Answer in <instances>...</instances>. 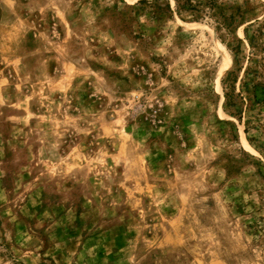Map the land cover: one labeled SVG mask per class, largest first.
<instances>
[{"label":"rangeland","instance_id":"rangeland-1","mask_svg":"<svg viewBox=\"0 0 264 264\" xmlns=\"http://www.w3.org/2000/svg\"><path fill=\"white\" fill-rule=\"evenodd\" d=\"M190 2L0 0V264H264V0Z\"/></svg>","mask_w":264,"mask_h":264},{"label":"trees","instance_id":"trees-1","mask_svg":"<svg viewBox=\"0 0 264 264\" xmlns=\"http://www.w3.org/2000/svg\"><path fill=\"white\" fill-rule=\"evenodd\" d=\"M139 1H144V0H139ZM152 1L156 2V0H152ZM174 2L176 8L188 9L190 11L198 10L196 5L192 4L190 0H174ZM164 6L167 11H171L167 1L164 3ZM203 12H207V11H202V13ZM222 23L224 24L226 29L230 28L232 24V18L228 17V21L227 22L222 21ZM261 27H264V23L256 25L254 28H252L251 30L252 32L250 35L247 34L249 30L248 26H245L243 28L244 32L248 35L249 43L252 44V42L255 41V37L258 34L264 35V32L262 31ZM238 47H234L235 48L234 58L237 61L238 58L236 57V55H237ZM237 70H238V65L234 69L226 71V77H227L225 81L226 92H224V97L226 98V104L228 106H233V112L234 114H237V119L241 120V117L246 109V106L248 105L247 99L251 100L252 102H256L259 100L264 101V83L252 82V80L248 76H246V78L242 80L240 83L241 88L236 89L235 82L237 80V76H236ZM243 89L245 91H248V94L244 95L242 92ZM244 130L246 131V129Z\"/></svg>","mask_w":264,"mask_h":264}]
</instances>
